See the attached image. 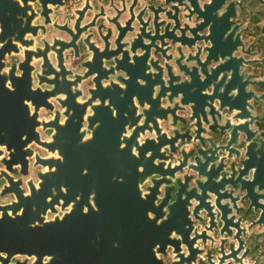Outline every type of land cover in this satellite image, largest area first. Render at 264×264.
<instances>
[{"label":"water","instance_id":"1","mask_svg":"<svg viewBox=\"0 0 264 264\" xmlns=\"http://www.w3.org/2000/svg\"><path fill=\"white\" fill-rule=\"evenodd\" d=\"M33 1L0 0V16H20L0 18V147L9 153L7 172L17 155L26 159L32 143L58 157L40 160L48 170L29 195L4 174L17 201L3 207L14 209L15 220L6 212L0 219V251L31 254L33 264H94L76 223L46 220L48 209L64 198L61 179L67 177L70 199L82 184H100V206L108 207L116 193L117 207L125 209L132 200L131 206L145 208L144 214H132L131 264H166L161 256L168 264H264V116L254 114L253 102L260 98L251 89L260 82L243 71L259 61L244 57H254L255 42L246 48L248 30L234 23L240 9H248L244 1L184 0L197 20L186 39L130 38L131 11V20L122 22L125 12L114 1L84 18L82 31L74 26L67 40L37 49L28 38L35 30ZM141 15L133 20L141 24ZM63 43L81 70L66 67L55 48ZM169 43L177 47L163 49ZM19 46L21 75L1 74L4 58ZM48 53L55 55V66ZM34 61H42L39 69ZM86 83L88 96L79 102ZM50 99L73 112L64 124L39 120ZM260 106L264 115V103ZM85 123L91 137L82 130ZM38 128L54 130L52 141H43ZM79 134L99 156L96 171L81 149L75 154L72 140ZM130 170L135 172L130 188L122 189ZM145 184L148 192L142 195Z\"/></svg>","mask_w":264,"mask_h":264},{"label":"flooded vegetation","instance_id":"2","mask_svg":"<svg viewBox=\"0 0 264 264\" xmlns=\"http://www.w3.org/2000/svg\"><path fill=\"white\" fill-rule=\"evenodd\" d=\"M114 1L117 6L125 12L122 15V22L131 20L129 14V11H131L132 22H130V27L133 31L129 34L130 38H135L137 34H139L141 37L155 39L161 38L162 35L173 38L181 36L183 39H186L191 37L193 27L197 24L196 17L191 15L188 10L186 11L184 0H34L33 6L36 16L34 17L33 26L35 30L31 31L28 38L34 41V47L36 49L45 48L44 44L47 42L51 43L53 40H67V33L71 31V28L76 26L79 31H82L86 24L84 18H94V16L99 13L100 6L104 5L106 10H108V6ZM243 1L244 5L248 6V9H240L239 18L235 20L234 23L235 25L243 24L241 28L243 30H248L243 35L246 48L255 42V47L252 48V53L255 54L254 57L246 55H244V57L246 60H258L259 62L254 66H247L243 71L246 72L247 77H252L253 81L260 82L259 87L254 86L251 87V89L256 96L260 98V102H253L255 106L254 114L255 116L262 117L264 115L262 114L260 103H264V84H262L264 83V0ZM200 2L201 5H204L209 2V0H200ZM140 12H142L140 18L141 24L133 20ZM0 18H20V16L15 14H4L1 15ZM141 28L142 31H140ZM96 42L99 43L98 39H96ZM63 45L64 43L60 45L57 44L55 48L59 50L58 53L63 57L66 67L74 68L78 71L81 70V63H73V53L64 52L61 48ZM173 45V43H169L166 46L164 45L163 49L170 47L173 51L177 47ZM46 50H50V47H47ZM185 50L190 52L187 48H184V51ZM23 51V47L19 46L17 51H13L10 56L4 58L1 74L15 70L16 75H21L20 64L24 61ZM237 54L243 56L241 51ZM85 58L88 57H84L82 61H85ZM48 59L50 65H56L57 61L54 54L48 53ZM41 64L42 61H34L32 66L39 69ZM8 82L7 85L10 86L11 82ZM33 82L34 88H37L36 79H34ZM89 87L90 85L87 83L84 85V97L78 98L79 102H83L84 98L88 96L87 90ZM42 88L46 89V86ZM60 98L63 99L64 97L61 96ZM69 99H73V97ZM69 102H73V100H69ZM28 104L33 113L34 107L31 103ZM75 105L78 108V105ZM72 113V111H67L66 107L63 108L55 99H50L49 105L40 109L39 120L48 122L57 118L60 120V123L64 124L67 120V116H71L70 114ZM88 114H92V112L89 111ZM258 126H256V129L261 133L262 129ZM82 130L87 131L88 137L93 135L87 123L84 124ZM38 131L43 141H52L54 130H43L42 128H38ZM72 131L74 132V130ZM128 135H130V133ZM262 136H264V134H262ZM145 139L146 138L142 139L141 142ZM86 140L87 138L83 135L73 136L72 141L75 144V154H79V149H81V155L88 157L86 160L87 163H93V171H96L95 164L99 162V156L94 157L90 153L88 143H86V145L84 144L87 142ZM0 149L3 151V154L0 156V219L4 217L6 212L7 215L13 216L15 220L13 215L14 209L3 208L17 201L8 187L9 184L4 174L8 173L19 188L24 191V194L29 195L32 187H38L42 173L48 170L39 164L40 160L57 158L58 154H53L51 151L42 148L38 144L32 143L27 148L26 159H23L20 154L17 155L14 161L11 160L12 167L10 171L7 172L6 166L9 161V153L5 147H0ZM94 154L99 155V151ZM133 171L130 170L127 172V178H124L125 185L122 189H126L127 186L130 188L129 180L132 179V173L135 174ZM137 171H139V168L136 169V172ZM61 180L63 182L62 194L64 198L60 200V205L56 204L51 209H48L46 214L47 222L56 223L57 221L62 222L65 220L67 224L76 223L81 242L84 246L83 251L86 253V256L92 258L94 264H131L132 242L128 236V230L132 224V214H144L145 208L131 206L133 203L132 200L129 201V206L125 207V209H123L124 207H117L115 205L116 193L109 198L108 207L100 206L101 198L104 199V196H100V184L97 186L93 185L92 188H86V186L82 184L77 190L73 189L74 192H72V197L74 199H70L69 189L65 186L67 177ZM141 180L140 174L135 175L136 183H140ZM51 184L54 186L53 183ZM140 191L142 195L146 194L148 192V184L142 185ZM75 203H78L77 207L74 206ZM16 213V215L22 214L21 210H16ZM72 214L73 216L71 218L70 215ZM161 259L164 260L166 264L169 263L168 257L161 256ZM35 260L36 258L31 254L8 255L0 251V264H33ZM48 261L49 257L45 258V262Z\"/></svg>","mask_w":264,"mask_h":264}]
</instances>
